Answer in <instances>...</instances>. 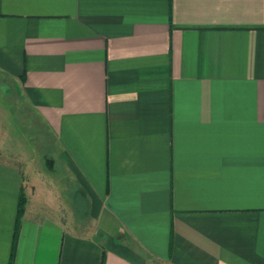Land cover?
<instances>
[{
  "label": "crops",
  "instance_id": "obj_1",
  "mask_svg": "<svg viewBox=\"0 0 264 264\" xmlns=\"http://www.w3.org/2000/svg\"><path fill=\"white\" fill-rule=\"evenodd\" d=\"M0 96V264H264V0H0Z\"/></svg>",
  "mask_w": 264,
  "mask_h": 264
},
{
  "label": "rangeland",
  "instance_id": "obj_2",
  "mask_svg": "<svg viewBox=\"0 0 264 264\" xmlns=\"http://www.w3.org/2000/svg\"><path fill=\"white\" fill-rule=\"evenodd\" d=\"M0 109L2 111L0 121L2 119L4 124H10V126L16 124L20 132L19 137L24 140L25 148L28 151L30 149L33 153L37 152V155H46L49 158L55 153L51 135L44 127L39 125L35 113L30 108L21 103L17 104L16 101L13 102L12 100L8 105L5 99L0 96ZM28 138L30 141H28Z\"/></svg>",
  "mask_w": 264,
  "mask_h": 264
},
{
  "label": "trees",
  "instance_id": "obj_3",
  "mask_svg": "<svg viewBox=\"0 0 264 264\" xmlns=\"http://www.w3.org/2000/svg\"><path fill=\"white\" fill-rule=\"evenodd\" d=\"M23 209V200L21 199L20 203H19V215L21 214Z\"/></svg>",
  "mask_w": 264,
  "mask_h": 264
}]
</instances>
